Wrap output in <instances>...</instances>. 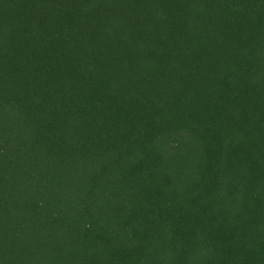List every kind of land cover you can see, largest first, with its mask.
I'll return each instance as SVG.
<instances>
[{"label": "trees", "instance_id": "obj_1", "mask_svg": "<svg viewBox=\"0 0 264 264\" xmlns=\"http://www.w3.org/2000/svg\"><path fill=\"white\" fill-rule=\"evenodd\" d=\"M0 264H264V0H0Z\"/></svg>", "mask_w": 264, "mask_h": 264}]
</instances>
